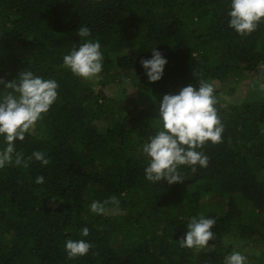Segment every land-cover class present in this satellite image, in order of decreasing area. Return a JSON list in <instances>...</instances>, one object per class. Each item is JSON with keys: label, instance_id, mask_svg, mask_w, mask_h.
<instances>
[{"label": "trees", "instance_id": "trees-1", "mask_svg": "<svg viewBox=\"0 0 264 264\" xmlns=\"http://www.w3.org/2000/svg\"><path fill=\"white\" fill-rule=\"evenodd\" d=\"M230 4L0 0V79L12 82L27 70L59 84L57 100L38 122L43 136L31 133L14 142L25 159L43 152L48 165L33 160L28 168L13 163L0 169V264H224L230 247L208 242L197 252L178 244L187 223L200 214L216 219L214 235L253 236L237 201L264 211V179L256 178L264 172V95L225 108L216 103L222 143L208 142L203 149L206 168L193 173L180 167L183 183L153 184L144 172L142 146L159 128L165 94H178L189 83L198 88L201 78L213 85L243 73L259 78L264 23L241 37L228 26ZM81 25L90 29L88 39L101 44V80L124 85L127 78L136 89L131 107L62 66L63 56L82 43L76 34ZM155 48L168 62L161 80L149 83L140 62ZM8 91L0 84V99ZM5 147L0 139V150ZM38 176L43 184L35 183ZM112 195L120 201L118 209L95 215L88 208ZM216 211L219 217L213 218ZM85 227L87 237L80 234ZM67 239H84L93 247L69 260Z\"/></svg>", "mask_w": 264, "mask_h": 264}, {"label": "clouds", "instance_id": "clouds-1", "mask_svg": "<svg viewBox=\"0 0 264 264\" xmlns=\"http://www.w3.org/2000/svg\"><path fill=\"white\" fill-rule=\"evenodd\" d=\"M228 26L241 37L249 36L264 23V0H231ZM82 43L73 46L63 56V67L82 82L102 79L104 56L99 41L88 39L91 31L80 26L76 33ZM150 59L141 60L149 83L161 80L167 64L163 54L155 49ZM194 75V74H193ZM126 85L131 81L124 79ZM259 90L264 92V66H261L258 78ZM4 84L7 92L0 99V139L6 145L0 150V169L8 165L28 168L35 160L47 166L49 159L40 151L33 152L26 159L23 152L16 151L15 141L23 142L27 134H31L36 124L43 120L58 98L59 84L55 79H44L31 71H21L18 78ZM198 88L189 83L179 90L178 94H165L159 104V128L155 135L149 136L143 144L142 151L148 160L144 169L146 180L153 184L165 182L168 185L183 183L185 180L179 169L181 166L191 168L193 173L197 167L206 168L209 158L203 149L208 142L217 145L222 143L223 123L215 107L217 99L212 83L199 79ZM44 177L38 176L36 184H43ZM120 201L112 195L101 201H92L90 211L95 215H103L119 208ZM112 206L110 209L109 206ZM216 219L205 218L203 214L193 216L187 223V232L178 241L182 249L197 252L209 247L208 242L216 237L210 229ZM81 236L87 237L89 229L81 230ZM93 245L84 239L65 241V251L69 260H75L88 254ZM224 264H247L246 256L239 251L228 255Z\"/></svg>", "mask_w": 264, "mask_h": 264}, {"label": "rangeland", "instance_id": "rangeland-1", "mask_svg": "<svg viewBox=\"0 0 264 264\" xmlns=\"http://www.w3.org/2000/svg\"><path fill=\"white\" fill-rule=\"evenodd\" d=\"M140 39L139 37L138 41ZM257 81L258 79L253 73H243L238 79L227 78L223 82H217L214 85V88L219 90L216 96L217 102L221 107L225 108L228 105H237L244 100H254L261 97L264 95V92L259 90ZM103 82L107 85H103ZM88 83L95 91H102L107 98L119 103L121 101L127 107H131L132 99L137 95L135 88L118 82L109 83L100 79ZM39 127L37 123L32 133L42 137L43 131ZM256 178L262 181L264 179V172H257ZM237 203L239 208L243 210V216L246 217L244 222L248 223L250 221V225L254 231L253 236L247 239H237L234 232L224 235L219 233L215 235L216 238L214 240H210L209 242H213L215 245L219 244L224 247H230V254L233 251H239L242 255L246 256L247 264H259V258L264 255V211H256L247 205L244 206L239 199ZM219 213L217 211L212 213V217L218 218Z\"/></svg>", "mask_w": 264, "mask_h": 264}]
</instances>
